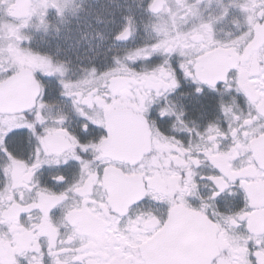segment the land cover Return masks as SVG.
I'll return each instance as SVG.
<instances>
[{"label": "snow or ice", "instance_id": "obj_1", "mask_svg": "<svg viewBox=\"0 0 264 264\" xmlns=\"http://www.w3.org/2000/svg\"><path fill=\"white\" fill-rule=\"evenodd\" d=\"M37 2L0 0L9 14ZM203 2L181 0L190 27L81 65L77 79L5 29L0 264H264V0L238 6L228 40L216 25L235 5L205 19ZM138 31L125 16L109 36L127 44ZM62 99L72 111L53 116ZM183 101L201 126L176 111Z\"/></svg>", "mask_w": 264, "mask_h": 264}, {"label": "rangeland", "instance_id": "obj_2", "mask_svg": "<svg viewBox=\"0 0 264 264\" xmlns=\"http://www.w3.org/2000/svg\"><path fill=\"white\" fill-rule=\"evenodd\" d=\"M69 1V5L63 3L61 6L62 15H58L57 11L50 13L30 33L31 46L36 51L52 54L67 70L80 74L81 65L100 68L105 60L112 61L113 57L124 60L137 45L150 42L153 20L147 10L148 0H88L87 3L83 0L80 3L81 11L77 10L75 0ZM25 8L24 15L17 8L13 18L8 12L0 14V17H5L6 25L1 23L4 30L19 32L22 23L14 18L20 21L27 18L29 8ZM125 16L134 17L139 31L135 35L136 40L120 50L110 39L109 31L116 24L117 17L122 22Z\"/></svg>", "mask_w": 264, "mask_h": 264}, {"label": "flooded vegetation", "instance_id": "obj_3", "mask_svg": "<svg viewBox=\"0 0 264 264\" xmlns=\"http://www.w3.org/2000/svg\"><path fill=\"white\" fill-rule=\"evenodd\" d=\"M83 0H75L76 2V8L77 10L81 11L82 7L80 6V3ZM164 3V7L162 11L158 14L156 13H150L151 18H152V25L153 29L152 32L150 33V38L148 41H154L157 39L158 34L161 32H167V31H172L175 27H181V28H186L190 27L191 23L184 25V22L180 20L179 17V9L181 7V0H161ZM88 0H86V3ZM243 2H246V0H212L211 5H208L207 0H204L202 4L199 5L200 9V14L207 19L209 15L211 14L212 16H217L220 14L222 9L229 4L235 5L232 7L230 14L225 17V19L216 25V37L220 40H228L230 39L231 33H235L237 31V25L233 22L238 21L241 25L244 24V17L242 12L240 11V8L238 7L240 4ZM63 3H66L69 5L70 1L69 0H38L36 3V6L34 9L31 11H28L27 18L24 20L20 21L14 18V20L21 22V29L19 30L18 34L25 37V43H24V48L25 49H32L36 50L31 46V42L28 43V40L32 39L30 36V33L34 31L33 27L38 26V23H43L44 19L47 18V16L50 13H54L57 11V6L61 8ZM83 5V4H82ZM118 5V3H116ZM8 5L7 4H0V14H4L7 12ZM171 9V11H169ZM16 11V10H15ZM14 11V12H15ZM45 11L47 14L45 15ZM10 14L13 18V14ZM116 24H120L121 20L119 17L116 18ZM4 23L6 25L5 17H0V33H3V36H0V49H4L8 45V40L4 37L7 36V33L5 34V30L2 27V24ZM33 29V30H32ZM136 40L135 36L132 41H129L127 44H117V47L122 50L123 48L129 46L132 44V42ZM147 41V40H146ZM144 41V42H146ZM143 41H141L142 43ZM58 61V60H56ZM123 61V60H122ZM59 62V61H58ZM112 61H106L104 65L106 64H111ZM103 65V66H104ZM65 69H67L66 66H64ZM81 74V75H80ZM75 72V71H67L66 75L70 76L72 79H77L83 75L82 72ZM22 92V86H17L12 89H10L9 96L10 99L15 100ZM229 103L231 101L229 100ZM233 108L234 112H240L242 108L244 107L243 104H241L239 101H237L235 104L231 105ZM196 107L198 105H195V101H183L177 102L175 105L176 111H185L188 113V117L191 121L194 122V126L199 127L202 125L203 121L199 118L197 112H196ZM59 111H64L70 113L72 111V105L71 101L68 99H62L57 103L56 108L53 109L52 115L55 116L57 112ZM70 123H75V121H70ZM5 166L4 161H0V168ZM18 175L21 174L20 170H18ZM205 191L209 189H204ZM65 231H70V228H66Z\"/></svg>", "mask_w": 264, "mask_h": 264}, {"label": "water", "instance_id": "obj_4", "mask_svg": "<svg viewBox=\"0 0 264 264\" xmlns=\"http://www.w3.org/2000/svg\"><path fill=\"white\" fill-rule=\"evenodd\" d=\"M159 3H160V10L156 12V14L160 13L164 7V3L161 0H159ZM25 9H26L25 7H20V13L22 14L25 13Z\"/></svg>", "mask_w": 264, "mask_h": 264}]
</instances>
